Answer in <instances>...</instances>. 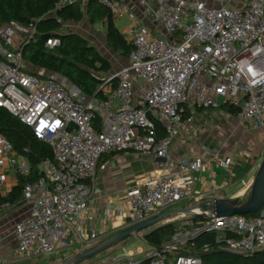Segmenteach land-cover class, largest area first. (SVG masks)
<instances>
[{
    "label": "built area",
    "instance_id": "1",
    "mask_svg": "<svg viewBox=\"0 0 264 264\" xmlns=\"http://www.w3.org/2000/svg\"><path fill=\"white\" fill-rule=\"evenodd\" d=\"M76 1L88 2L60 0L56 8ZM99 2L114 18L135 21L131 41L136 48L129 62L107 80L116 79L117 86L102 103L107 108L100 130L94 124L93 99L81 96L76 86L68 87L56 74L44 68L32 72L23 64L21 47L35 33L32 24L0 26V106L31 126L53 150L41 163V176L24 185L20 200L0 203V222L19 205L26 207L14 222L15 253L21 258L57 253L71 245V236L97 240L94 230L85 231L82 216L92 206L83 195L95 180L103 154L134 151L166 159L160 164L163 173L128 189L129 226L183 199L201 198L194 189L195 173L210 161L197 156L170 163L172 145L195 123L199 111L223 104L241 107L239 123L249 121L253 129L264 131V0ZM60 44V38L52 36L46 46ZM153 118L162 122L164 135H159ZM218 163L231 171L234 161L225 156ZM29 170L27 160L0 133V193L7 194L9 171L25 175ZM244 185L241 197L251 192L253 181ZM207 215L203 227L160 250L124 253L110 264H202L199 256L183 252L199 230L233 231L236 237L227 240L225 249L234 253L264 248L263 216Z\"/></svg>",
    "mask_w": 264,
    "mask_h": 264
},
{
    "label": "trees",
    "instance_id": "2",
    "mask_svg": "<svg viewBox=\"0 0 264 264\" xmlns=\"http://www.w3.org/2000/svg\"><path fill=\"white\" fill-rule=\"evenodd\" d=\"M59 1L0 0V26L17 23L27 28L32 24L35 33L29 42L21 47L23 59L34 66L68 78L89 97L103 98L105 93L101 86L107 79L99 77L96 73L110 74L112 62L83 35L74 31L63 32V23L81 22L85 17L90 24L103 22L106 25V42L115 53L130 58L136 52V48L121 32L109 9L99 0H88L86 3L76 1L56 8ZM52 36H58L61 44L49 48L46 43ZM224 106L232 113H236V107L229 104H223L221 107ZM153 120L159 135H164L162 122L156 118ZM94 124L98 130L101 129L98 113ZM0 133L12 142L16 152L27 160L30 168L28 174L17 175L18 183L9 193L6 195L0 193V203L17 202L20 200L24 185L41 176V163L45 158L52 157L53 150L47 142L35 136L31 126L1 106ZM263 209L264 207L260 212L247 216L264 217ZM192 219L200 223L206 220L202 215H193ZM178 230V222H169L144 233L141 239L152 249L160 250L165 243L178 237ZM233 237H236V234L230 230H199L193 236V244L184 247L183 252L199 256L202 264H264V248L248 254H238L225 249L227 240Z\"/></svg>",
    "mask_w": 264,
    "mask_h": 264
},
{
    "label": "crops",
    "instance_id": "3",
    "mask_svg": "<svg viewBox=\"0 0 264 264\" xmlns=\"http://www.w3.org/2000/svg\"><path fill=\"white\" fill-rule=\"evenodd\" d=\"M114 20L116 22V19ZM99 23L103 24L106 29V25L103 22ZM120 24L121 26L123 25V28H120L119 24H117V26L120 28L125 37L129 41H131L132 29L129 27V22L127 20H120ZM128 59L129 58H125L123 56H120L119 54L118 56L115 55V60L118 66L112 67L109 77L106 79L108 80L112 76V74L114 73L112 71H114L115 69L118 71L121 67L126 65L129 62ZM111 62L113 63V61ZM27 64V68L32 72H39L41 71V69H43L28 62ZM55 74L59 79L63 81V78L61 77L62 75H59L57 73ZM107 80L105 81L106 83L103 89L105 96L100 99L95 96L89 97L88 95L83 94L80 89L76 85H74L79 89L81 96H84L86 99H93L92 103L93 106H95L96 112L100 116L101 127L102 115L107 108L106 106L102 105V103L107 100L108 95L117 86L116 79L108 82ZM63 82L66 84L71 83L69 79L68 81ZM113 105L117 106L118 101H114ZM108 108L111 109V107ZM217 117L223 121L226 120L225 117H222L221 115L210 113L208 109L199 111L195 123L183 130L181 135L176 139L171 147L172 159L170 160V163L185 162L197 156H204L206 160L210 161L209 167H206L203 170L195 173V175L198 177V180L194 185V189L202 195L201 198L196 201L200 202L199 204L207 202L213 198H242L241 195L245 186L244 182L250 183L254 181L256 175V167H251L248 161L245 162L246 165H244V168H242V170L237 168L239 163L237 160L242 158L240 153L238 154L239 159L234 160L231 171L225 170L219 165L218 160L223 159L225 156H230V150L227 147H222V145L219 144L220 140H218L217 138H213L210 140L205 137L200 138V136L205 135L203 129L207 127V123H209L210 126H213L214 124L219 125V119ZM210 121L214 123L212 124L210 123ZM194 136H196V138H194ZM162 163L163 162H160L158 160V157H156L155 155L141 152L118 151L103 154L99 159L95 180L93 183L89 184L88 189L83 195V198L88 200L89 203L91 201L92 206L87 214H83L82 216L85 231L88 234L94 230L97 234V240L95 242H92L86 239L85 236H83L80 241H72L71 245L68 247V251H73L74 254H77L93 246L95 243L111 235L112 233L126 227L128 224V213L130 209L127 197L128 189L137 181L152 179L163 173L165 171V168L160 165ZM17 183L18 176L15 174V172L9 171L6 189L7 193H9ZM238 186L241 187L237 188ZM182 207L192 206L185 205ZM25 209L26 207L24 205H19L17 208H15V210L11 212L10 215H8V217L4 218L0 222V238L2 240H0L1 262H7V259L10 258L9 253L13 251L16 252V238L13 225L11 226V231H9L11 234H9L7 230L13 220L15 222V220L23 214V210ZM166 209L169 208H160L158 209L157 213ZM183 216L184 215H178L172 218H168L167 220H164L162 223H160L158 227L169 222H178L182 225L183 230L185 229L184 232H181L182 230H180V233L178 232V237L186 235L198 229V227L195 226L193 222L194 220L192 218L181 219ZM150 230L152 229H149L148 231ZM8 234L11 235L12 240ZM84 238L88 240V242H90L88 243V246L83 245V242L85 241ZM92 243L94 244L92 245ZM147 245L148 247L146 248L139 246L136 253L133 252V250L125 251V253L148 255L152 252V247L149 244ZM92 262L93 261H91V259H85L77 264H92ZM95 263L110 264V262L105 263L102 258L98 259V261L94 262L93 264Z\"/></svg>",
    "mask_w": 264,
    "mask_h": 264
},
{
    "label": "rangeland",
    "instance_id": "4",
    "mask_svg": "<svg viewBox=\"0 0 264 264\" xmlns=\"http://www.w3.org/2000/svg\"><path fill=\"white\" fill-rule=\"evenodd\" d=\"M114 19H116V22L117 24H119L120 28H123V25L121 26L120 24V20H127L129 22V27L133 30L135 29L134 20H131L127 17H124L121 19L120 18H114ZM63 25H64L62 28L63 32L75 31L83 35L92 44H94L104 56H106L108 59L113 61L112 64L114 67L118 66L115 60V55L118 56V54L113 52L112 49L108 46L106 42V29L103 24L98 23L95 25H91L87 17H85V19L80 23H74V22L66 23L65 22ZM23 64L26 66L28 65L26 61H24ZM116 71L117 70L115 69L112 72L115 73ZM44 72L53 73L48 70H44ZM96 75L102 78L109 77V74L107 75V74H102V73H96ZM66 85L68 87H70V85L74 86V84H71V83H67ZM208 110L210 113H215V114L221 115L222 117H225L226 120L223 121L217 117L219 119L218 120L219 125L214 124L213 126L212 125L210 126L209 123H207L206 125L207 127L203 129L205 135L200 136V138L205 137V138H208L209 140L213 138H217L218 140H220L219 144L222 145V147H227L230 150L229 154L230 156L233 157V161L235 159L236 160L239 159L238 154L240 153L242 158L237 160L239 162L238 167H237L238 169L242 170V168H244V165H246L245 162L248 161L251 167H256V173H257L258 168H259V166L257 165H260L264 157V131L253 129L249 121H245L243 122V124H240L239 123L240 115L237 112V110H236V113H232L225 106L220 107L219 109H208ZM210 123L213 124L214 122L210 121ZM194 138H196V136H194ZM241 186H238L237 188H240ZM249 195L250 193L245 194L241 198V202L247 200ZM199 203L200 202L190 201L189 199H183L181 201L176 202L173 205L166 206L165 208L172 209V208L182 207L185 205L194 206V205H198ZM263 214H264V209H263ZM192 217L193 215H186L182 217L181 219H191ZM193 222L195 226L198 227L199 229L203 227V224L206 222V220H204L202 223H200V221H193ZM12 225L14 227V220L11 223V225H9L8 230H7L8 232L11 231ZM180 230H182L181 232L185 231V229L183 230V227L181 224H179V230H178L179 233H180ZM143 233L144 232H141L139 234V237L132 235L125 242H121L117 245H114L98 254H95L93 257L88 258V259H91V261H93L92 264L101 258L102 260H104L105 263H108V262L111 263L115 258L122 256L125 253V251L133 250V252L136 253L137 248L139 246H142L143 248L148 247V245L141 239ZM9 234L11 233L9 232ZM9 237L12 240L11 235H9ZM71 240L73 242L77 241L76 237H72V236L69 237V242ZM88 243L90 242H88V240L85 239V241L83 242V245L88 246ZM93 244L94 243H92V245ZM68 250L69 248H64L61 250V252L59 251L57 253H52V254H42L39 256L31 257V258H20L17 256V254L14 251L13 252L10 251L11 252L9 253L10 258L7 259V262L0 261V264H56V263L62 262L76 255L74 254L73 251L71 252ZM101 264H104V263H101Z\"/></svg>",
    "mask_w": 264,
    "mask_h": 264
},
{
    "label": "water",
    "instance_id": "5",
    "mask_svg": "<svg viewBox=\"0 0 264 264\" xmlns=\"http://www.w3.org/2000/svg\"><path fill=\"white\" fill-rule=\"evenodd\" d=\"M63 81H68V78L61 76ZM238 113L242 112L241 107L236 108ZM160 162H166L165 158H158ZM264 207V157L259 165L255 175L250 195L247 200L241 202L239 198H213L207 202L201 203L192 207H179L166 209L155 215L138 222L133 225L126 226L111 235L103 238L93 246L77 253L75 256L66 259L56 264H77L85 259L93 257L114 245L126 241L132 235L138 236L141 232H148L151 228H157L158 224L167 220L170 217L178 215H202L206 219L209 217L207 212L212 213L216 217L232 216L234 214L248 215L256 214ZM201 209L202 212L197 211ZM143 233V234H144Z\"/></svg>",
    "mask_w": 264,
    "mask_h": 264
},
{
    "label": "bare ground",
    "instance_id": "6",
    "mask_svg": "<svg viewBox=\"0 0 264 264\" xmlns=\"http://www.w3.org/2000/svg\"><path fill=\"white\" fill-rule=\"evenodd\" d=\"M199 210V209H198ZM184 217V216H183ZM177 218H179V217H177ZM175 219V218H174Z\"/></svg>",
    "mask_w": 264,
    "mask_h": 264
}]
</instances>
